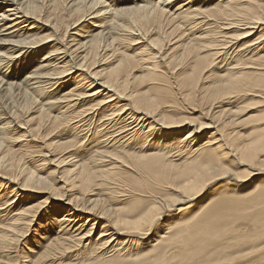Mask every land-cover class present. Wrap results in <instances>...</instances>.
Masks as SVG:
<instances>
[{"label": "bare ground", "instance_id": "6f19581e", "mask_svg": "<svg viewBox=\"0 0 264 264\" xmlns=\"http://www.w3.org/2000/svg\"><path fill=\"white\" fill-rule=\"evenodd\" d=\"M203 1L0 0V264H264V0ZM90 109L108 138L14 148V122L35 140Z\"/></svg>", "mask_w": 264, "mask_h": 264}, {"label": "rangeland", "instance_id": "374dc122", "mask_svg": "<svg viewBox=\"0 0 264 264\" xmlns=\"http://www.w3.org/2000/svg\"><path fill=\"white\" fill-rule=\"evenodd\" d=\"M206 1V0H205ZM205 1H203L202 2V4H201V7H204V5L206 6V4H205ZM193 8H197V5H194L193 6ZM201 16L199 17V20H203V21H205L206 19L205 18H201ZM87 23V22H86ZM84 24V23H83ZM82 24V25H83ZM89 24V23H88ZM86 27L85 28H87V25H85ZM26 28V26L24 27V29ZM78 28V27H77ZM188 28H189V30H185V33H186V35L188 36V37H191V36H193L194 34L193 33H198L199 31H200V28H195V27H193V28H195V29H190V27L188 26ZM196 30V31H195ZM72 31H74V30H72ZM44 33H48V32H46V31H43L42 33H40V34H44ZM156 34V33H155ZM189 34V35H188ZM154 35V34H153ZM154 36H152V38H153ZM155 37H156V35H155ZM51 44V43H50ZM124 46H126L125 44L122 46V48L124 47ZM127 46H129V45H127ZM144 45H142V43L141 44H138V45H136L135 47H127L128 49L130 48V52H135V51H138L140 48H142ZM132 48V49H131ZM2 49V48H1ZM228 60V59H227ZM36 62H38V57H37V59H36ZM224 62V63H223ZM223 62H221V61H219L218 62V64L220 65L221 63V65L220 66H223V65H225V63H228V61H223ZM141 72H138V74H140ZM69 77V76H68ZM67 77V79H66V77H64L63 78V80L64 81H66V83L63 85L62 83H61V85H63L65 88L67 87V86H69V87H67V89H65L62 93H64V92H67L70 88H72V85H73V88L75 87L76 89L75 90H73L74 92H75V94H76V92L77 93H80L81 91L82 92H84L83 90L84 89H86V87H85V84H84V82H80V83H78L77 84V81H78V79H74V78H68ZM63 80H62V82H63ZM70 81H73V83L72 82H70ZM68 83V84H67ZM83 83V84H82ZM85 83H87V82H85ZM210 83H212V82H210V81H202L201 83H199V85H201L200 87H199V91L196 89V98L198 99L199 98V96H201V95H203V93L205 92V86H209L210 85ZM67 84V85H66ZM77 84V85H76ZM82 85V86H81ZM84 85V86H83ZM62 86V87H63ZM82 88H81V87ZM61 87V88H62ZM64 87L61 89V88H58V90H57V92H61L63 89H64ZM78 87H79V89H78ZM210 87V86H209ZM208 87V88H209ZM81 89V90H80ZM147 89V88H146ZM204 89V90H203ZM143 90H145V88L143 89ZM71 92V91H70ZM70 95H72L73 96V94H70ZM72 96H70V97H72ZM169 98H173V99H176V101H178V102H180V109H185L186 110V112L183 114V115H188V116H193V117H195V118H199V116L201 115L200 114V110H201V107H199V104L197 103V102H195V103H189V102H184L183 100L182 101H180V100H178L177 99V95L175 94V92H173V93H168V94H165L164 95V97H162V99H161V103H160V105H161V107L163 108L164 106H165V104H166V100L167 99H169ZM89 99V98H88ZM88 99H86V104L85 105H80V107H78L77 108V110L79 111V110H81V109H84V108H88L90 105H92V103H95V102H97L98 101V99H96V100H94V101H91V100H88ZM64 102H66V101H64ZM63 102V103H64ZM255 102V99H253L252 98V100H251V102L249 103V105H248V109H250L249 107H250V105L251 106H257V107H255V108H252V109H250L249 111H248V113L246 114V115H250V114H255V113H257V111L259 110V109H261V105L260 104H252V103H254ZM243 103H244V101H243ZM243 103H241V104H233L232 106H234V107H236L237 105H242ZM72 104H73V102H72ZM62 105H65V104H62ZM88 107H87V106ZM85 106V107H84ZM69 107V106H68ZM67 106H65V107H63V109H65V108H68ZM83 107V108H82ZM192 108H196L195 110H192ZM219 109V108H218ZM95 113H94V112ZM90 112V113H89ZM81 113V112H80ZM92 113V114H91ZM178 113V111L177 112H175V113H172V114H170V115H175V114H177ZM88 116V117H87ZM93 116H94V118H93ZM106 117L107 116H103V115H100V114H98L97 115V112L95 111V109H90V111H87V113H85V112H83L81 115H79V118H78V116H75L70 122H69V126H67V124L65 125V124H63V126L61 127V129H60V131H53L52 133H50V134H46L45 136H43V137H40V139L39 138H36L35 140L34 139H31V137L30 136H27V134L25 133V129L24 128H19V127H17V124L14 122L13 124H11V128H10V133H15V137H17V136H19V135H21V134H23L21 137H20V139H22V140H20V141H18V144H16L15 145V149L18 151V152H20V153H23V157H24V161H26V163H27V165H35V164H37L38 162L37 161H41V158H43L42 156H40L41 154V151L44 153V151H47V150H45V148L43 147L44 145H43V142L44 143H48V142H50V141H52L53 139H65L66 137H69L68 135L70 134H72L73 132H76L77 133V136H79V138L81 137V141H79L80 143L78 144V145H80L81 144V142L82 141H87L86 143H88V142H90V138L91 137H93V139L94 140H104L105 138H108V136H110L111 135V133L113 134V132L115 131L114 129H116V127L114 126V123L117 121V119H113V118H111V119H109L108 117H107V119H106ZM91 118V119H90ZM91 120V121H90ZM93 120H94V122H93ZM103 120V122H101ZM6 121H8V120H6ZM90 121V122H89ZM98 121V123H96V122ZM253 122L254 121H252V122H250L249 123V126L251 125V124H253ZM70 123H71V125H70ZM85 123V124H84ZM87 123H88V125H87ZM95 125H94V124ZM107 123H108V126H106L107 125ZM73 125V126H72ZM74 125H75V127H74ZM91 125H93V126H91ZM121 124H119L118 123V125L117 126H120ZM82 126V127H81ZM90 126V127H89ZM97 126V127H96ZM113 126V127H112ZM66 127H67V129H66ZM93 127H94V129H93ZM63 128V129H62ZM70 128H72V129H70ZM88 128V129H87ZM89 128H91V129H89ZM98 128H100V129H98ZM78 129H79V131H78ZM96 129V130H95ZM109 129V130H108ZM65 132H64V131ZM70 130V131H69ZM94 130V131H93ZM112 130H114V131H112ZM66 131H67V133H66ZM69 131V132H68ZM73 131V132H72ZM84 131H85V134H83L84 133ZM98 131V132H97ZM103 131V132H102ZM112 131V132H111ZM55 133H56V135H55ZM80 133V134H79ZM91 133V134H90ZM52 134H54V135H52ZM121 135H123V134H121ZM84 136V137H83ZM90 136V137H89ZM49 138V139H48ZM204 137H201V140H204L203 139ZM31 139V140H30ZM149 139H150V137H149ZM31 141V142H30ZM92 142L93 141H91V143H89V144H87V146L88 147H90L91 146V144H92ZM85 143V144H86ZM85 144H83V146L85 145ZM77 145V146H78ZM144 145H148V141H147V143H145ZM42 146V147H41ZM20 147V148H19ZM79 147V146H78ZM82 147V145L79 147V149L77 148V151L76 152H78V153H81L82 151H83V147ZM81 148V149H80ZM35 150V151H34ZM44 150V151H43ZM73 151V150H72ZM71 151V152H72ZM80 151V152H79ZM27 152V153H26ZM31 154V155H30ZM53 154H58V151H55V152H53ZM27 155V156H26ZM49 158H52V157H54L53 155H51V156H48ZM40 158V159H39ZM37 160V161H36ZM33 161V162H32ZM41 162H43V161H41ZM40 163V162H39ZM42 164V163H41ZM41 167H42V169H40V171L39 172H41L42 174H49L50 172H52L54 169H55V164L54 163H44V164H42L41 165ZM142 172V174H146V172H144V171H141ZM136 172H133V174H135ZM130 176V174H126V176H123L124 177V182L125 183H129V180H126L128 177ZM213 188V187H212ZM19 193H21V194H19L18 196H19V199H23V200H25V201H34L35 203L36 202H39L40 200H44L45 199V197L47 196V193H35L34 195H33V197L32 198H28L27 196H25L26 195V193H27V191L26 192H24V191H21V190H19ZM29 193V192H28ZM39 195V196H38ZM16 196V195H15ZM44 197V198H43ZM202 197V196H201ZM18 199V200H19ZM15 200V199H14ZM15 202V201H14ZM17 202V201H16ZM194 202V206L193 207H195V206H197L199 203H201V201H200V198H197L196 200H194L193 201ZM8 204H9V202H8ZM3 207V206H5V204H3V205H0V207ZM12 206V205H11ZM59 211H62L61 209H59ZM52 212V211H51ZM55 227V226H54ZM34 230V229H33ZM34 233H35V230H34ZM29 234V233H28ZM31 236V234L30 235H28V238ZM42 240L39 238V235H32L28 240H27V242H26V245H25V247L24 248H30V247H33V246H35V244L36 243H40ZM24 243V242H23ZM25 244V243H24ZM20 246H24L23 244H20ZM27 250V249H26ZM2 260V258H1V256H0V261ZM61 261H63V262H68V261H71V259H69V258H61L60 260H58L57 261V263H59V262H61Z\"/></svg>", "mask_w": 264, "mask_h": 264}]
</instances>
